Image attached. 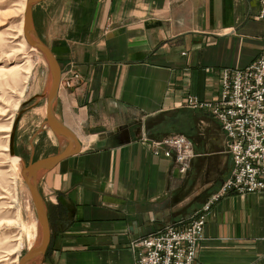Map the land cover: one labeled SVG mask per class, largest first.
I'll return each mask as SVG.
<instances>
[{
	"label": "crops",
	"instance_id": "1",
	"mask_svg": "<svg viewBox=\"0 0 264 264\" xmlns=\"http://www.w3.org/2000/svg\"><path fill=\"white\" fill-rule=\"evenodd\" d=\"M259 8L258 0H44L33 7L61 79L69 64L80 75L70 88L60 83L54 104L78 150L39 174L49 242L37 264H135L134 240L186 222L220 186L232 168L225 134L207 111L183 106L184 98L215 97L223 68L257 58ZM168 133L192 141L185 176L145 140ZM195 264H264V191L212 205Z\"/></svg>",
	"mask_w": 264,
	"mask_h": 264
},
{
	"label": "rangeland",
	"instance_id": "2",
	"mask_svg": "<svg viewBox=\"0 0 264 264\" xmlns=\"http://www.w3.org/2000/svg\"><path fill=\"white\" fill-rule=\"evenodd\" d=\"M36 5L37 3L32 5V11L33 7ZM24 12L23 0H0V264H18L20 258L31 246L37 243L39 237L35 207L28 186L21 176V165L18 161H11V159H13L11 158L13 157L11 154L19 157L22 164H27L30 160L38 159L40 155L54 152L56 149H59L62 144V141L59 142L55 134L52 137L49 136L48 133L49 128L45 119L46 89L49 80L48 68L39 50H32L28 44H26L22 31ZM36 12H38V10ZM21 20L22 27L20 25ZM37 20L45 21L46 16L39 15L36 21ZM261 21L264 23L263 20ZM32 22L36 35L42 40L40 35L44 34V31H39L38 28H36L33 18ZM44 27H46V24ZM263 37L264 33L259 55L245 67L254 64L261 55L264 43ZM43 42L45 43V41ZM222 70L219 75V91L215 97L200 99L196 95L187 93L184 98L183 106L191 109L205 110L219 122L210 110L200 106H191L189 104V98L195 97L197 101L200 100L201 102H211L218 99L222 92ZM62 74H64V76H62V79L60 76V83L68 88L77 84L80 79V75L73 69L71 64L68 65ZM68 83L69 85H67ZM219 124L223 130L220 122ZM223 132L225 134L226 152L230 155L233 165V156L229 152L227 146L229 143L227 134L224 130ZM171 136L184 137L191 143L193 150L192 141L187 136L180 133H168L159 139L145 140L148 142L149 146H151L153 154L163 155L167 158L172 157L173 167L179 174L185 176L191 168V160L195 156L194 150L193 155L188 159L177 160L174 152L171 153L170 151V154L166 155L168 146L167 148L165 146L156 148L152 144V141L157 142ZM182 167H185L186 170L181 171ZM39 174L37 176V187L39 186ZM229 175L225 179H227ZM222 183L208 196L186 222L182 224H167L160 229L134 240L132 245L135 248V264H139L141 257L148 253V249L144 245V240H148L150 237L162 234L165 231L168 232V229H184L192 220L199 217V210L220 191ZM263 191L264 190L242 192L232 189L218 200L214 201V203L228 194L247 195ZM212 205L207 212L203 213L204 224L201 236L195 240V257L193 264L196 263L200 243L204 237V226ZM182 246L184 249L188 247L184 244H182ZM44 254L29 264L39 263Z\"/></svg>",
	"mask_w": 264,
	"mask_h": 264
},
{
	"label": "built area",
	"instance_id": "3",
	"mask_svg": "<svg viewBox=\"0 0 264 264\" xmlns=\"http://www.w3.org/2000/svg\"><path fill=\"white\" fill-rule=\"evenodd\" d=\"M258 2V17L264 21V0ZM222 71L219 98L201 102L194 97L189 98V104L210 110L221 123L233 156L231 174L223 181L220 191L199 210V217L184 229H168V232L144 240L148 253L141 257L139 264H193L195 240L201 236L204 224L203 213L214 201L232 189L242 192L264 190V43L254 64ZM152 144L156 148L168 146L166 155L174 152L177 160L193 155L191 143L182 136L152 141ZM185 170V167L181 168V171ZM182 244L188 247L184 249Z\"/></svg>",
	"mask_w": 264,
	"mask_h": 264
},
{
	"label": "water",
	"instance_id": "4",
	"mask_svg": "<svg viewBox=\"0 0 264 264\" xmlns=\"http://www.w3.org/2000/svg\"><path fill=\"white\" fill-rule=\"evenodd\" d=\"M41 1L43 0H28V5L26 6L24 14V36L28 45H31L35 49L39 50L45 59L48 68L49 84L46 90V124L56 136L64 139L67 144L66 147L53 156L38 158L27 164H23L22 175L28 186L31 199L35 207L39 227V237L37 243L31 246L20 258V264H29L33 260L40 258L44 254L49 241V224L46 205L37 187L38 174L43 170L50 168L63 157L74 154L78 150L76 135L66 125H64V123L54 113V104L56 102L60 83L61 68L50 48L36 35L33 28L31 8L32 5Z\"/></svg>",
	"mask_w": 264,
	"mask_h": 264
},
{
	"label": "bare ground",
	"instance_id": "5",
	"mask_svg": "<svg viewBox=\"0 0 264 264\" xmlns=\"http://www.w3.org/2000/svg\"><path fill=\"white\" fill-rule=\"evenodd\" d=\"M28 5V0H23V10H24V8H25V11H26V6ZM24 14H25V12H24ZM25 17H23V26H24V23H25V19H24ZM21 27H22V20H21ZM22 31H23V36H24V29H23V27H22ZM24 39H25V41H26V44H28V42H27V40H26V38H25V36H24ZM32 50H34L35 48L34 47H32L31 45H28ZM44 59V58H43ZM44 61H45V59H44ZM46 62V61H45ZM48 84L49 83H47V88H48ZM47 90V89H46ZM48 133H49V136H52L53 137V135H52V131L49 129V131H48ZM59 142H61L62 141V139L61 138H59ZM65 140H63L62 141V144H63V142H64ZM9 142V141H8ZM10 147V146H9ZM7 150H8V145H7ZM13 157H11V158H13V159H11V161L12 162H16V161H18L19 163H20V165H21V176L23 177V175H22V167H23V164L21 163V161H20V158L19 157H16V156H14L13 154H11ZM18 163V164H19ZM18 164H16V165H18ZM19 166V165H18ZM16 167V166H15ZM17 168V167H16ZM20 173V172H19ZM37 217V216H36ZM18 264H20V262H18Z\"/></svg>",
	"mask_w": 264,
	"mask_h": 264
}]
</instances>
